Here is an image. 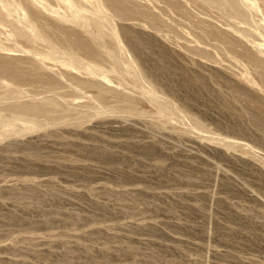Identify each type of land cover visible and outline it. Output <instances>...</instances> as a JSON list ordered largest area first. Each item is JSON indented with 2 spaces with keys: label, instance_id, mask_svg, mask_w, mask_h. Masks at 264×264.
<instances>
[{
  "label": "rangeland",
  "instance_id": "obj_1",
  "mask_svg": "<svg viewBox=\"0 0 264 264\" xmlns=\"http://www.w3.org/2000/svg\"><path fill=\"white\" fill-rule=\"evenodd\" d=\"M226 1L0 0L41 71L0 77V264H264V0Z\"/></svg>",
  "mask_w": 264,
  "mask_h": 264
},
{
  "label": "bare ground",
  "instance_id": "obj_2",
  "mask_svg": "<svg viewBox=\"0 0 264 264\" xmlns=\"http://www.w3.org/2000/svg\"><path fill=\"white\" fill-rule=\"evenodd\" d=\"M67 1V0H66ZM223 1V0H222ZM226 3H228L226 0H224ZM118 4V9H120V11L122 12V13H124V10H123V8L121 7V4L122 3H117ZM117 7V6H116ZM97 10H99V9H97ZM75 11V10H74ZM30 12H31V10H30ZM77 12V11H76ZM34 13H36V12H34ZM82 13L81 12H77L76 13V18H77V20H79L78 18H81L80 17V15H81ZM37 16V15H36ZM83 16V15H82ZM104 16H103V13L101 12V11H99V12H97L96 14H95V17L90 21V22H88V25H90V26H94V27H96L97 29H96V31H97V33H96V36H94L95 37V39L97 40V39H99V41L100 40H103L104 41V43H105V46H104V48H105V52L106 53H104V54H109V56H111V57H113V58H116V56H118V54H119V52H121L122 50H123V46H122V42H121V40H120V37L118 36V34L115 32V31H113V30H111V32H110V38H106V36L108 35V34H106L105 33V27L107 26L104 22H105V20H103L104 18H103ZM37 18V17H36ZM83 18V17H82ZM72 19V18H71ZM30 21L29 22H32L33 23V21H32V19L30 18L29 19ZM85 21V20H84ZM89 21V20H88ZM84 24V23H83ZM33 25L35 26V28H37V29H39V27L35 24V22L33 23ZM41 25V24H40ZM85 25V24H84ZM85 26H87V24L85 25ZM43 27V26H42ZM51 28V27H50ZM91 29V28H90ZM88 30V29H87ZM55 33V32H54ZM107 33H109V32H107ZM44 34V33H43ZM48 42H51L52 44H53V41L55 40L56 41V39L57 40H59V41H61V43H63L64 45H66V47H69V48H71V49H73V50H76L77 52L79 51V52H83V53H85V54H88V55H94L95 57L97 56V55H99V54H101V53H103V52H95V50H93V44H91V45H86L85 43H83L79 38H71V40L70 39H68V38H63V39H58L54 34H52L51 33V31L49 32V31H47L46 32V35H42ZM58 41V42H59ZM92 41V43H93V41L94 40H91ZM60 43V42H59ZM56 44H58V43H56ZM62 45V44H61ZM101 47V46H100ZM103 48V49H104ZM68 49V48H67ZM101 49V48H100ZM102 49V50H103ZM101 55H103V54H101ZM100 57V56H99ZM98 57V58H99ZM119 58H120V56H119ZM3 59V58H2ZM5 59V58H4ZM50 59H52V58H50ZM48 60V59H47ZM101 60V59H100ZM19 62L20 61H18V60H15V61H12L11 59L10 60H1L0 59V77H4V78H8V79H10V80H12V81H14V83L16 82V83H28L29 82V84H30V82L31 83H36V82H40L39 81V77H40V69L36 66V65H34V66H31L30 68H28V69H25L24 71H21V67L19 68L18 67V64H19ZM73 66V65H72ZM75 66V65H74ZM73 66V67H74ZM132 66V65H131ZM133 67H134V65H133ZM111 72H113V71H111ZM43 75V74H42ZM41 75V76H42ZM140 76V75H139ZM43 77V76H42ZM43 79V78H42ZM83 84V83H82ZM28 111H30L29 109H27V108H25V107H23V108H21L17 113H20V114H22V115H25L24 113H27ZM31 112V111H30ZM33 112L34 113H32V114H39V112H41V110L40 109H34L33 110ZM21 116V115H20ZM38 128V126L34 123V125H32L31 124V126H30V130H35V129H37ZM29 130V129H28Z\"/></svg>",
  "mask_w": 264,
  "mask_h": 264
}]
</instances>
